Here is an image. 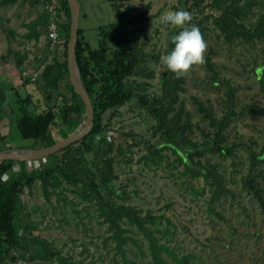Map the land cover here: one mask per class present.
I'll use <instances>...</instances> for the list:
<instances>
[{"label":"rangeland","instance_id":"obj_1","mask_svg":"<svg viewBox=\"0 0 264 264\" xmlns=\"http://www.w3.org/2000/svg\"><path fill=\"white\" fill-rule=\"evenodd\" d=\"M77 1L78 26L85 29L84 40L96 48L98 27L117 22V12L109 0ZM197 1H114L137 52L134 70L125 78L134 97L115 112L103 113V130L88 138L89 150L75 154L79 160L73 163L94 171V165L110 158L113 178L99 188L101 202L128 204L141 215L150 213L158 242L172 252L171 256L164 254L168 264H264V208L246 183L259 188L264 198V116L248 110L264 107V34L250 41L241 37L227 40L215 18L220 14L216 1L222 6L229 2ZM242 1L235 19L252 29L264 13V0ZM168 10L190 12V24L199 27L207 43L206 63L194 66L181 78L168 115L181 106L180 120L187 124L184 135L201 145L200 154H193V163L215 164L223 176L226 191L214 200L208 182L191 174L173 149L162 142L156 118L139 103V95L151 100L162 94L163 73L168 71L162 58L174 47L170 37L180 31L161 23ZM44 15L39 1L0 2V135L5 136L0 138V150L34 148L30 140L19 136L15 126L19 99L28 95L27 109L36 114L49 106L56 109L61 96L70 98L68 76L64 75L58 89L52 91L45 88L42 79L30 82L22 78V68L15 64L19 59L23 65L31 55V38L36 36L30 35H35L38 25L43 26ZM55 56L64 58L62 50ZM198 103L217 119L229 104L237 112L243 109L242 114L231 116L224 128L221 145H226L230 154L220 155L207 148L213 127ZM57 122L50 126L54 139L73 133ZM39 159L42 165L49 164L47 159ZM59 159L51 158L50 164L53 161L52 165L58 166ZM32 164H25L28 171ZM48 189L51 193L47 197L39 180L23 187L18 211L20 221L27 225L24 233L37 238L43 248L35 244L24 250L12 249L6 263L152 264L146 239L125 221L121 223L123 235L129 238L116 246L97 202L82 192L79 183L72 185L60 177ZM56 253L69 261L60 263Z\"/></svg>","mask_w":264,"mask_h":264},{"label":"trees","instance_id":"obj_2","mask_svg":"<svg viewBox=\"0 0 264 264\" xmlns=\"http://www.w3.org/2000/svg\"><path fill=\"white\" fill-rule=\"evenodd\" d=\"M14 0H0L6 4ZM41 2V0H31ZM111 7L117 12L118 21L108 25L98 27V44L96 48H91L89 43L83 38L82 28L78 26L77 41L75 45V62L78 69L80 81L90 97L93 107V124L89 132L80 140L67 145L66 147L46 156L49 164L39 166L36 169L28 171L25 167L27 161L1 160L0 161V264L6 263L12 249H25L38 245L43 248V244L37 238L27 235L24 230L27 225L20 221L19 202L23 187H30L35 180H39L47 197L51 193L48 189L53 182H58L61 177L67 183L80 184L82 192L91 199H94L99 208V213L103 221L110 230V237L119 247L125 239L129 238L123 235L125 229L121 226L125 221L130 226L142 233L147 241L149 255L152 264H168L164 254L171 256V250L164 244L159 243L153 230V218L150 213L141 215L140 211L132 205L123 203L101 202L102 196L100 187L113 178L110 158L101 160V164L94 165V171L86 167H77L73 162L79 159L75 154L81 151L89 150L88 138L99 134L103 130V113L106 111L115 112L123 103L130 101L134 94L128 86L125 85V78L129 76L137 62V52L131 43L128 31L122 27L121 14L117 10L115 0H109ZM229 3L226 6L216 1L220 14L215 18L216 24L224 32L227 40L234 37H241L245 41L252 40L255 36L264 34V13L260 14L252 29H246L243 24L236 21L235 16L240 12L242 0H224ZM240 1V3H238ZM198 1L195 0V4ZM61 8L66 16V21L61 25L64 42L62 53L64 58L59 60L54 56L46 62L35 81L42 79L46 89L55 91L58 89L59 81L64 75L68 76L66 62V45L70 27V12L66 0H60ZM43 21V27L46 24V16ZM112 46V48L110 47ZM41 60L35 64L38 67ZM16 66L21 68L22 62L18 59ZM162 94L151 100L143 96H138L139 103L156 118L160 138L163 143L171 147L178 158L185 163V168L195 176H202L209 184L211 189V199H217L225 193L223 185V176L217 171L215 164H202L201 161L193 163V154H200L196 142H192L184 135L187 127L185 119L180 120L181 106L173 115H168L171 105L177 99V92L180 89V79H175L170 71L163 73ZM26 80V79H25ZM70 98L61 96V103L56 109L47 107L45 110L32 114L27 109L30 102L29 96L19 99L21 103L20 115L15 121V126L19 136L22 139L30 140L34 148L49 146L56 139L50 132V126L55 124L64 125L69 132L77 131L84 118V103L80 96L74 91L69 81ZM264 91V86H263ZM1 96V95H0ZM51 99V93H47ZM204 116L208 117L210 125L213 127V137L207 143V148L220 155L230 154L226 145H221L224 138V128L228 124L231 116L242 114L243 109L237 112L229 104L226 113L220 118H215L202 103H198ZM251 112L264 116V107H250ZM67 134L62 135L65 137ZM1 140L5 139L0 135ZM20 146L17 148H24ZM194 148V149H193ZM70 150H74L69 154ZM61 156V157H60ZM98 156L97 151L94 154ZM60 158L59 162L50 164L51 158ZM55 160V159H54ZM17 163V164H15ZM17 165V171H12L5 179L3 174L11 171L12 166ZM248 189L258 200L260 206L264 208V198L259 188H256L251 182L247 181ZM22 230V232H21ZM175 258L172 255L171 258ZM60 263H67L68 259L56 253L55 257Z\"/></svg>","mask_w":264,"mask_h":264},{"label":"water","instance_id":"obj_3","mask_svg":"<svg viewBox=\"0 0 264 264\" xmlns=\"http://www.w3.org/2000/svg\"><path fill=\"white\" fill-rule=\"evenodd\" d=\"M70 12V27L66 45V62L68 77L74 91L80 96L84 103V120L82 126L75 132L56 140L49 146L39 148H17L0 150L1 160L31 161L46 157L51 153L74 143L83 138L90 130L93 124V107L86 90L84 89L75 62V45L77 41V29L79 21V4L77 0H66Z\"/></svg>","mask_w":264,"mask_h":264},{"label":"clouds","instance_id":"obj_4","mask_svg":"<svg viewBox=\"0 0 264 264\" xmlns=\"http://www.w3.org/2000/svg\"><path fill=\"white\" fill-rule=\"evenodd\" d=\"M191 20L192 15L186 10H168L161 17L162 24L180 30L178 34L170 37L174 47L162 58L167 70L174 74L175 79L186 76L194 66L206 63L207 43L199 27L190 24Z\"/></svg>","mask_w":264,"mask_h":264},{"label":"built area","instance_id":"obj_5","mask_svg":"<svg viewBox=\"0 0 264 264\" xmlns=\"http://www.w3.org/2000/svg\"><path fill=\"white\" fill-rule=\"evenodd\" d=\"M41 4L46 16L44 55L42 53L37 54V60H41L38 67L24 66L20 70V76L30 82L35 81L46 62L50 61L57 52L63 50L64 34L61 25L65 22L66 16L61 8L60 0H41ZM41 160H46V157L41 158ZM29 162L30 164L33 163V168L30 170L36 169L41 164L40 159ZM17 169V165H13L11 171L3 174L2 178L5 179L7 175Z\"/></svg>","mask_w":264,"mask_h":264},{"label":"crops","instance_id":"obj_6","mask_svg":"<svg viewBox=\"0 0 264 264\" xmlns=\"http://www.w3.org/2000/svg\"><path fill=\"white\" fill-rule=\"evenodd\" d=\"M65 21H66V18H65ZM82 31L84 33L85 29L82 28ZM37 32L35 33V35H34V33H31V35H30V36H36L35 38H31L32 39L31 42H32V44H34L32 46L33 51L29 57H26L25 61L23 62L24 64L22 65V67H24V66L34 67L35 64H37L39 62L36 58L37 54L42 53L44 55V44H45L44 27L41 25H38L37 26Z\"/></svg>","mask_w":264,"mask_h":264}]
</instances>
